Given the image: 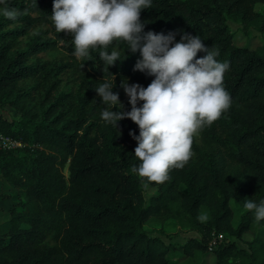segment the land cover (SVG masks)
<instances>
[{
	"label": "trees",
	"instance_id": "16d2710c",
	"mask_svg": "<svg viewBox=\"0 0 264 264\" xmlns=\"http://www.w3.org/2000/svg\"><path fill=\"white\" fill-rule=\"evenodd\" d=\"M5 7L22 14L8 19ZM52 7L53 0L0 3V107L19 114L0 113V133L22 141L0 148V174L14 186L5 194L12 202L9 227L0 231V264H176L174 254L200 255L196 264H208L204 253L214 255L210 264H264V220L244 207L246 199L264 201V41L236 44L228 23L264 35V0H152L142 10L145 32H174L175 42L184 32L199 35L229 64L231 107L162 184L131 171L140 161L129 133L139 135V128L127 118L118 129L105 122L107 106L95 91L114 75L113 92L130 111L122 81L146 88L154 79L134 70L140 53L114 43L107 49L120 53L114 66L100 58L102 49L78 59L73 37L55 30ZM145 183L156 187L147 199ZM231 199L245 208L235 225ZM153 217L175 218L200 236L165 242L144 228ZM212 232L224 238L209 247ZM244 233L251 234L246 247L226 238Z\"/></svg>",
	"mask_w": 264,
	"mask_h": 264
},
{
	"label": "clouds",
	"instance_id": "9594fccd",
	"mask_svg": "<svg viewBox=\"0 0 264 264\" xmlns=\"http://www.w3.org/2000/svg\"><path fill=\"white\" fill-rule=\"evenodd\" d=\"M5 0H0L4 3ZM152 0H53L51 19L55 30L73 37L74 55L80 59L90 50L102 49L100 58L108 66L120 61L114 43H126L132 53H140L134 70L154 77L145 88L129 85L125 78L121 87L129 97L130 111H124L119 94L113 92V80L101 83L96 93L107 107L102 119L118 129L127 118L139 128L134 155L140 161L131 171L148 182L162 184L170 179L173 169H183L193 156L194 140L206 127L229 110L231 96L224 87L227 62H218L217 52L206 47L200 36L184 32L179 42L176 33L145 32L142 10ZM22 13L5 7L3 15L15 20ZM204 52L201 58L198 53ZM143 102L142 106H137ZM120 105L121 110L114 111ZM244 207L253 212L256 222L264 220V201L257 204L246 199ZM206 220V216H201Z\"/></svg>",
	"mask_w": 264,
	"mask_h": 264
},
{
	"label": "rangeland",
	"instance_id": "374dc122",
	"mask_svg": "<svg viewBox=\"0 0 264 264\" xmlns=\"http://www.w3.org/2000/svg\"><path fill=\"white\" fill-rule=\"evenodd\" d=\"M256 7L260 9L263 8L262 4H257ZM228 23L231 30L234 32V40L236 44H246L249 47H255L264 41V35L256 28L249 27L244 31L241 28V25L237 22L228 20ZM0 113L7 118L18 117L19 115L17 111L10 107H0ZM13 188L14 186L0 174V231H4L9 227L8 210L10 208L12 198L7 197L5 194L12 192ZM142 188L146 199L150 194L156 191L155 186H151L146 183L143 184ZM230 203L233 208L232 223L235 225L239 221L240 215L245 208L241 207L234 199H231ZM144 228L149 232V234L160 236L165 242H183L188 236H200L196 230L179 224L178 221L172 217L165 220H160L156 217L150 218L144 224ZM226 238L229 240L234 239L239 246L246 247V243L243 240H249L251 238V234L244 233L242 239H237L233 235H227ZM199 257L200 255L183 257L174 254L173 261H175L176 264H196ZM202 257L205 263L210 264L214 261V255L212 253H204Z\"/></svg>",
	"mask_w": 264,
	"mask_h": 264
},
{
	"label": "built area",
	"instance_id": "2783aa9c",
	"mask_svg": "<svg viewBox=\"0 0 264 264\" xmlns=\"http://www.w3.org/2000/svg\"><path fill=\"white\" fill-rule=\"evenodd\" d=\"M22 145V141L16 138L8 137L0 133V148H16ZM223 238L222 232H212L211 239L209 240V247L216 246Z\"/></svg>",
	"mask_w": 264,
	"mask_h": 264
},
{
	"label": "crops",
	"instance_id": "0c3cea01",
	"mask_svg": "<svg viewBox=\"0 0 264 264\" xmlns=\"http://www.w3.org/2000/svg\"><path fill=\"white\" fill-rule=\"evenodd\" d=\"M193 236H197V235H193Z\"/></svg>",
	"mask_w": 264,
	"mask_h": 264
}]
</instances>
